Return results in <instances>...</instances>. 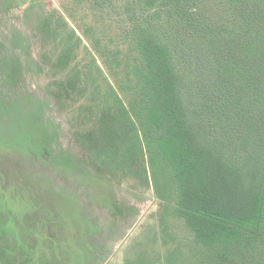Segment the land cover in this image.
<instances>
[{
    "label": "rangeland",
    "instance_id": "1",
    "mask_svg": "<svg viewBox=\"0 0 264 264\" xmlns=\"http://www.w3.org/2000/svg\"><path fill=\"white\" fill-rule=\"evenodd\" d=\"M228 3L169 0L153 24L190 107L211 133L223 114L215 135L240 160L232 127L256 134L264 116L248 104L252 61L213 55L208 40L221 31L229 49L245 9L231 17ZM153 10L139 0H0V264H264V231L253 248L213 253L178 215L137 73L134 29Z\"/></svg>",
    "mask_w": 264,
    "mask_h": 264
},
{
    "label": "trees",
    "instance_id": "2",
    "mask_svg": "<svg viewBox=\"0 0 264 264\" xmlns=\"http://www.w3.org/2000/svg\"><path fill=\"white\" fill-rule=\"evenodd\" d=\"M139 1L154 9V13L146 26L134 29L135 47L141 56L137 73L148 98L147 120L158 130V150L170 165L177 185L178 215L193 230L196 241L213 253L253 248L257 236L264 231V130L252 134L249 126L247 132L232 127L236 134L233 143L237 140L241 151L236 155L240 160L226 151L220 136L215 135L222 130L223 114L216 113L219 124H214L217 131L211 133L203 123V114L196 113L187 102V85L177 71L172 45L154 27L153 20L161 19L156 8L165 6L169 0ZM176 1L187 5L194 0ZM242 8L245 13L238 28L232 31L229 49L223 50L221 31H214L208 40L217 47L211 48L213 55H232L236 59L242 55L252 61L256 90L248 104L254 103L262 117L264 0H229L231 17ZM206 24L202 22L203 29ZM219 68L225 71L222 65ZM243 110L239 117L246 120L250 110Z\"/></svg>",
    "mask_w": 264,
    "mask_h": 264
}]
</instances>
